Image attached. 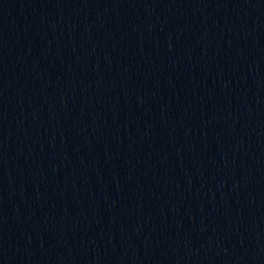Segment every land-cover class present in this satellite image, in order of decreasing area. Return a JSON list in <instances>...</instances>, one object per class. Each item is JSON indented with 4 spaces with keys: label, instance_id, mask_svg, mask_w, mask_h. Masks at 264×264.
<instances>
[{
    "label": "water",
    "instance_id": "obj_1",
    "mask_svg": "<svg viewBox=\"0 0 264 264\" xmlns=\"http://www.w3.org/2000/svg\"><path fill=\"white\" fill-rule=\"evenodd\" d=\"M50 0H0V60Z\"/></svg>",
    "mask_w": 264,
    "mask_h": 264
}]
</instances>
